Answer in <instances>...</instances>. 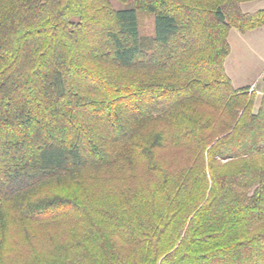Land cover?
Listing matches in <instances>:
<instances>
[{
	"label": "trees",
	"instance_id": "obj_1",
	"mask_svg": "<svg viewBox=\"0 0 264 264\" xmlns=\"http://www.w3.org/2000/svg\"><path fill=\"white\" fill-rule=\"evenodd\" d=\"M247 1L0 0V264H264Z\"/></svg>",
	"mask_w": 264,
	"mask_h": 264
},
{
	"label": "rangeland",
	"instance_id": "obj_2",
	"mask_svg": "<svg viewBox=\"0 0 264 264\" xmlns=\"http://www.w3.org/2000/svg\"><path fill=\"white\" fill-rule=\"evenodd\" d=\"M115 7L123 5L114 2ZM241 8L245 13H253L264 10V0H252L243 2ZM142 29L144 33H151L153 18L149 15L142 16ZM231 46L230 55L225 62V69L228 76L232 79L234 86L240 88L241 84L256 82L263 87L261 81L264 75V27L246 33L233 28L229 36ZM262 95V94H261ZM261 95L257 96L256 109L260 103Z\"/></svg>",
	"mask_w": 264,
	"mask_h": 264
},
{
	"label": "built area",
	"instance_id": "obj_3",
	"mask_svg": "<svg viewBox=\"0 0 264 264\" xmlns=\"http://www.w3.org/2000/svg\"><path fill=\"white\" fill-rule=\"evenodd\" d=\"M253 91L257 92V94H260V95L262 94L261 90H259V89L257 88V84H256V82H255L254 84L251 85L250 92H253Z\"/></svg>",
	"mask_w": 264,
	"mask_h": 264
},
{
	"label": "crops",
	"instance_id": "obj_4",
	"mask_svg": "<svg viewBox=\"0 0 264 264\" xmlns=\"http://www.w3.org/2000/svg\"><path fill=\"white\" fill-rule=\"evenodd\" d=\"M255 30V29H254ZM231 81H232V79H231ZM255 82H250V83H246V84H241V86L240 87H244V86H247V85H252V84H254ZM232 84H233V86L235 85L234 83H233V81H232ZM235 87V86H234ZM236 88V87H235ZM261 92H262V89H261Z\"/></svg>",
	"mask_w": 264,
	"mask_h": 264
}]
</instances>
